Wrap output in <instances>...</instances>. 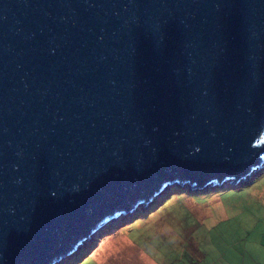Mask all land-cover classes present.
<instances>
[{
	"label": "water",
	"instance_id": "95a60500",
	"mask_svg": "<svg viewBox=\"0 0 264 264\" xmlns=\"http://www.w3.org/2000/svg\"><path fill=\"white\" fill-rule=\"evenodd\" d=\"M263 162L264 0H0V264Z\"/></svg>",
	"mask_w": 264,
	"mask_h": 264
},
{
	"label": "rangeland",
	"instance_id": "374dc122",
	"mask_svg": "<svg viewBox=\"0 0 264 264\" xmlns=\"http://www.w3.org/2000/svg\"><path fill=\"white\" fill-rule=\"evenodd\" d=\"M239 180L175 183L56 264H264V163Z\"/></svg>",
	"mask_w": 264,
	"mask_h": 264
},
{
	"label": "bare ground",
	"instance_id": "6f19581e",
	"mask_svg": "<svg viewBox=\"0 0 264 264\" xmlns=\"http://www.w3.org/2000/svg\"><path fill=\"white\" fill-rule=\"evenodd\" d=\"M264 163V162H263ZM155 200H153V202H154ZM149 206V205H148ZM133 210H136V209H133ZM133 210H131V212L133 211ZM127 213H129V212H125V213H122V214H127ZM121 214V215H122ZM101 228V227H100ZM100 228H95V230H94V233L97 231V230H99ZM93 233V234H94ZM93 234H92V236H93ZM88 239V237H85L84 239H83V241H82V244L84 243V241H86ZM60 262V261H59ZM58 262V263H59Z\"/></svg>",
	"mask_w": 264,
	"mask_h": 264
}]
</instances>
